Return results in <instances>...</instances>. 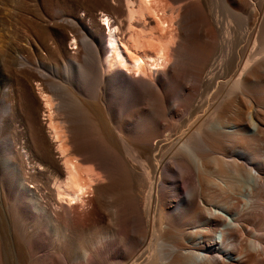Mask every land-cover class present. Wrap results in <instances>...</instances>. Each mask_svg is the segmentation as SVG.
Segmentation results:
<instances>
[{
    "label": "bare ground",
    "instance_id": "1",
    "mask_svg": "<svg viewBox=\"0 0 264 264\" xmlns=\"http://www.w3.org/2000/svg\"><path fill=\"white\" fill-rule=\"evenodd\" d=\"M88 1L54 24L57 144L52 120L37 119L50 81L20 44L0 40L15 110L37 117L31 162L52 174L31 191L19 168L1 193L13 261L61 264V243L81 234L78 264H264V0ZM20 24L19 42L52 53L49 32ZM31 211L53 224L52 244Z\"/></svg>",
    "mask_w": 264,
    "mask_h": 264
},
{
    "label": "rangeland",
    "instance_id": "2",
    "mask_svg": "<svg viewBox=\"0 0 264 264\" xmlns=\"http://www.w3.org/2000/svg\"><path fill=\"white\" fill-rule=\"evenodd\" d=\"M120 1L123 5V8H125L126 10L127 4H125V0H120ZM41 2L46 5L48 10L47 14L49 17L45 16L43 11L41 10ZM88 2L91 4L95 3L94 0H89ZM108 2L114 3L115 1L108 0ZM72 3L73 0H32L29 5H25L23 4V2H15L13 4L11 2H8L5 5L0 4V21L2 22V23L0 22L1 24L0 40L3 39V42H6L5 44L10 46H14L15 43L20 44V46H22V48H24L27 51L25 55L30 60L35 61L37 63L38 70L42 73L46 81L47 82L48 80L50 81L49 86L48 85H46L47 87L44 86V92L47 94V97L46 96H45L46 98L41 97L43 99V102H45L43 103L44 108L40 112L39 118L37 117L36 118L41 120L44 119L45 122L48 121V118L52 120L53 123L52 125H54L55 126L54 128L57 130V132L54 133V131L56 130L55 129L52 130L53 128L51 127L52 129L50 131L51 133L49 134V139L53 142L56 141L58 135L61 136V57L57 53L56 45L53 44L60 37L61 34L54 24L61 25V18L65 19V18H69L70 16L78 15L81 13L76 10L75 6H73L74 4ZM102 16L103 14H97V20H99L101 23L104 22ZM5 18H7L5 24L8 25L9 28L4 25ZM31 20L35 21L37 28L39 30H43L44 32H49V34L51 35L52 41L50 45L53 49L51 54H47L46 52H44L41 53L40 56H38L35 53L33 47L26 45V47L28 48L27 49L25 47L24 42L22 41L19 42L17 35L19 34L18 30H20V25H21L20 22L21 21L29 22ZM8 21L10 23H8ZM134 21L131 23L133 24V26L140 27L142 25L141 24L142 22H140V20L136 21L135 19ZM125 22L128 23L129 20L126 19ZM106 34L108 33L106 32ZM11 38L15 40H11ZM66 45L67 48L69 49H72L74 47L73 41L71 40ZM7 85H8L7 82L4 79L0 78V197L2 191H5L6 189L10 190L14 185H16V181H17L16 179L18 178L17 173L19 168L21 170L22 177L25 178L26 176L25 179L27 186L34 187V188H29L31 191L44 188L46 184L47 176L52 177L51 176L52 174L50 173L51 169L48 165L45 166L44 171L43 170L40 171L39 168L36 166L37 163L31 162L28 146H30L31 144L30 141L35 140V132L33 133V131H35L34 128H36L35 125L36 118L33 119L30 116V113L27 111H26L27 114L26 112H23V114L20 112H16L13 103L14 100L12 98L11 92H9L10 90H8ZM34 88H36V85L34 86ZM6 105L9 106L10 109L7 110L5 108ZM26 116H29V120L27 119L28 117ZM24 120H27V122ZM31 121H33V123H31ZM28 123H31L29 124L30 126L28 125ZM48 124L49 123H47V126H49ZM57 146L58 145H55V148ZM41 163H42L41 161H38V164ZM29 217H31L32 219L29 221V225L33 229H36L43 234L42 235L43 240L46 243L52 244L55 234L54 233L55 228L53 224L48 220L46 221V219L45 220L42 219V221L39 222L37 218L34 216L33 211L29 213ZM163 227L164 225H161L160 229H162ZM157 236H158V231H156V236L154 238L155 240H153L150 247H148L149 251H152L154 246L156 247ZM83 239H84V235L81 234L71 235L68 237L67 240L61 243V251L66 254V255L61 254V261H62L61 264H78L77 262H75V258L80 254V251L84 247V245L82 244ZM69 243L74 244V246H72L71 249L69 248ZM2 244H3V252H2ZM41 254L42 253H39V255ZM0 255L2 257V264H16L11 257L8 242H6L4 238L3 241L0 238ZM109 264H121V263L117 260L116 262L114 263L111 262Z\"/></svg>",
    "mask_w": 264,
    "mask_h": 264
}]
</instances>
